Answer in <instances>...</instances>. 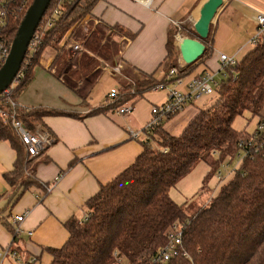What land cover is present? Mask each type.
I'll return each instance as SVG.
<instances>
[{
  "label": "trees",
  "instance_id": "trees-1",
  "mask_svg": "<svg viewBox=\"0 0 264 264\" xmlns=\"http://www.w3.org/2000/svg\"><path fill=\"white\" fill-rule=\"evenodd\" d=\"M11 1L16 15L8 32L9 44L32 3ZM99 1L51 0L20 71L8 87L9 94H0V141L7 142L15 153L12 169L2 174L11 190L10 206L29 188L45 191L49 186L37 179L34 166L43 152L30 156L11 123L13 116L30 132L44 127L48 116H77L71 110L21 106L17 98L32 80L44 54L50 51L57 60L63 50L61 42L73 37ZM55 10L60 11L58 16L54 15ZM114 29L129 38L135 36L121 25L115 24ZM174 34L176 30L166 43L161 79L153 73L145 74L125 85L106 104L93 107L87 116L116 113L123 104L134 106L144 93L168 83L174 64ZM209 35L202 40L203 54L192 64L179 68V77L194 74L198 62L208 54ZM223 70L224 76L215 86V100L200 109L179 136L168 134L163 122L151 131L144 130L146 136L139 139L142 151L134 162L86 201L85 218L72 217L65 222L68 237L61 247L44 248L51 256L49 264H264V119L252 130L233 127L234 120L245 112L250 115L249 120L261 115L264 37L240 60L223 66ZM207 72L204 69L192 77ZM259 125L263 129H258ZM40 162L48 164L50 159L43 156ZM200 164L207 169L201 190L211 195L202 207L187 212L185 201L175 200L172 191ZM235 165L238 167L232 175L221 180ZM173 226L181 230L180 252L169 260H158ZM10 230L13 231L11 227Z\"/></svg>",
  "mask_w": 264,
  "mask_h": 264
},
{
  "label": "crops",
  "instance_id": "crops-1",
  "mask_svg": "<svg viewBox=\"0 0 264 264\" xmlns=\"http://www.w3.org/2000/svg\"><path fill=\"white\" fill-rule=\"evenodd\" d=\"M206 1L149 0L146 4L143 0H100L71 38L80 46L78 50L66 49L57 60L50 51L42 57L32 80L17 98L18 105L71 110L77 116L44 119L45 126L39 130L48 131L54 141L42 151L50 163L38 164L36 177L49 186L45 191L29 188L13 206L8 205L11 190L2 174L12 169L15 153L7 142L0 141V195H3L0 198V252L10 248L24 264H49L51 256L44 248L63 245L68 237L65 222L72 217L85 218L86 201L101 185L134 162L142 151L139 139L146 136L143 129L150 119L151 107L166 101V90L147 91L126 116L111 112L87 116V113L93 107L106 104L111 89L120 93L125 85L142 79L145 74L153 73L161 79L164 73L160 64L166 55L168 38L176 30L172 37L175 62L179 59L177 33L185 22L194 24L199 19L200 14L198 18L192 15ZM262 11L264 0H223L209 26L208 54L198 62L193 73L206 69L219 74L222 71L219 54L240 60L254 46L249 41L257 25L251 17ZM115 24L135 36L123 35L114 29ZM228 43L234 46L225 48ZM104 63L119 66L120 73L104 70ZM104 72L115 76L116 85L110 83L105 95L96 96L92 87ZM215 98L213 89L192 101L163 122L164 130L171 136H179L199 110ZM137 131L141 133L135 138L132 133ZM71 161L74 163L69 167ZM199 166V172L203 171L204 175L206 166ZM22 213H26L23 221L12 220L14 215ZM3 264L15 263L7 258Z\"/></svg>",
  "mask_w": 264,
  "mask_h": 264
},
{
  "label": "built area",
  "instance_id": "built-area-1",
  "mask_svg": "<svg viewBox=\"0 0 264 264\" xmlns=\"http://www.w3.org/2000/svg\"><path fill=\"white\" fill-rule=\"evenodd\" d=\"M26 1V0H25ZM148 4L149 0H143ZM60 14L59 10H55L54 15L58 16ZM16 12L13 10L11 0H0V69L4 65L11 48V44L8 43V32L13 22V17ZM252 21L257 25V31L255 35L250 39V43L255 45L260 37H264V11L257 13L252 17ZM178 42V41H177ZM65 49H75L78 50L80 46L78 43L72 41L65 42ZM219 60L221 62L222 71L221 76H224L223 66L232 65L235 63V58L227 56L225 54H219ZM179 66L181 62L178 59L174 62L173 66L169 70L167 81L168 83H160L155 86L152 90H166V101L160 105H154L150 110V119L146 123L144 130L151 131L157 125L164 122L168 117L182 111L189 103L201 98L212 92L213 84L216 83L215 73L207 72L200 77H191L187 80L184 77H179ZM103 69L107 70L113 74L120 73V67L117 65H109L104 63ZM221 77V78H222ZM1 94H9V89L7 88ZM119 94L117 89H111L108 94V98L113 99ZM11 104H14L11 102ZM133 105L123 104L119 106L116 113L121 116H126L129 112L133 110ZM12 125L20 135L27 151L30 156H36L44 150L45 147L51 145L54 141L53 136L48 131L36 130L35 132L28 131L25 126L17 119L12 118ZM258 129H263V125H259ZM141 132H133L132 136L137 138ZM26 213L19 215H14L12 220L14 222L23 221ZM168 243L161 249L157 259L158 260H169L173 256H176L180 252V246L182 244L181 240V230L177 226H173L168 232ZM11 258L15 264H24V260L18 256V254L10 249L6 248L0 252V264H3L4 260Z\"/></svg>",
  "mask_w": 264,
  "mask_h": 264
},
{
  "label": "water",
  "instance_id": "water-1",
  "mask_svg": "<svg viewBox=\"0 0 264 264\" xmlns=\"http://www.w3.org/2000/svg\"><path fill=\"white\" fill-rule=\"evenodd\" d=\"M50 1L33 0L28 7L12 41L9 55L0 69V94L15 81L30 42ZM222 4L223 0H207L200 10L199 19L194 23L198 39L185 37L178 43V57L182 67L192 64L203 54L202 40L208 36L210 23Z\"/></svg>",
  "mask_w": 264,
  "mask_h": 264
},
{
  "label": "rangeland",
  "instance_id": "rangeland-1",
  "mask_svg": "<svg viewBox=\"0 0 264 264\" xmlns=\"http://www.w3.org/2000/svg\"><path fill=\"white\" fill-rule=\"evenodd\" d=\"M200 10L198 13H193L192 17L198 18L199 14H200ZM252 17H251V19H252ZM182 26L183 27H181L180 33H177L179 36H181L182 38L190 37L193 39H198V36L196 35V33H194V24L192 22H185ZM70 41H72V39H70ZM61 43H62V47H63V50H62V52H63L64 50H66L65 47L67 44H65V40L62 41ZM226 46L227 47H225V48H229V47H233L234 45L228 43ZM60 54H61V52H60ZM220 73L215 74V80L217 82H219L221 79ZM158 74H159V72H158ZM98 81H99L98 84L95 83L94 87H92V90H94V93L96 96H102V95H105L109 91V88H110L109 84L113 83V85H116L117 80H116L114 75H111L108 72H104L99 77ZM129 83H133V82L131 81ZM215 86L216 85H214V87ZM213 89L216 90L215 88H213ZM249 117H250V115L247 112H245L243 114V116H239L234 120L233 127L237 130H240L243 128H245L247 130L254 129L255 126L257 125L258 121L262 118L264 119V106L262 108L260 116H256V117L252 118L251 120L248 119ZM153 145L157 146V144H155V143ZM42 157H43V155H41L38 158V160L34 163L35 167H37V165L41 163L40 161H41ZM202 165L205 166V164H202ZM237 167H238V165H235L231 169L229 168L230 170H228L226 172L225 177H221L220 179L223 180L224 178H226L228 176L230 177L232 175L233 170L236 169ZM198 169H201V166H198L190 174H188V176H186V178L184 180H182L177 186H175L174 190L172 191V196L175 200H178L180 202L185 201V204H186L185 207H186L187 212L195 211L196 209L202 207L205 203L208 202L209 196L211 195V193H209V192H202L201 186H202V180H203V177H202L203 171L199 172ZM218 179H219V177H218ZM211 180H212V178H210L208 180V182H211ZM184 185H186V186L183 187ZM120 264H126V261H121Z\"/></svg>",
  "mask_w": 264,
  "mask_h": 264
},
{
  "label": "bare ground",
  "instance_id": "bare-ground-1",
  "mask_svg": "<svg viewBox=\"0 0 264 264\" xmlns=\"http://www.w3.org/2000/svg\"><path fill=\"white\" fill-rule=\"evenodd\" d=\"M177 37H178L179 42L183 39L181 36H177Z\"/></svg>",
  "mask_w": 264,
  "mask_h": 264
}]
</instances>
